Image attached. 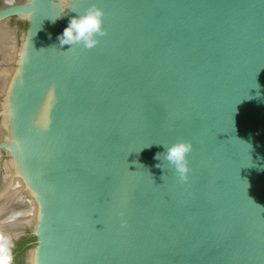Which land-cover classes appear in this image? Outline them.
Segmentation results:
<instances>
[{
    "label": "clouds",
    "instance_id": "1",
    "mask_svg": "<svg viewBox=\"0 0 264 264\" xmlns=\"http://www.w3.org/2000/svg\"><path fill=\"white\" fill-rule=\"evenodd\" d=\"M101 15L99 10H90L86 16L72 19L60 38L61 44L70 45L83 40L86 47L92 48L96 44V41L92 39L93 35L97 33L103 35ZM191 150L192 145L186 142L176 143L167 150L166 159L175 166L176 175L181 181L187 180L189 171L187 157ZM12 261L10 242L6 237H0V264H12Z\"/></svg>",
    "mask_w": 264,
    "mask_h": 264
}]
</instances>
